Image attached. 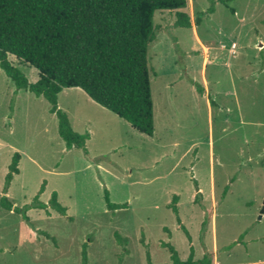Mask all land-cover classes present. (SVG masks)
<instances>
[{
	"label": "rangeland",
	"instance_id": "374dc122",
	"mask_svg": "<svg viewBox=\"0 0 264 264\" xmlns=\"http://www.w3.org/2000/svg\"><path fill=\"white\" fill-rule=\"evenodd\" d=\"M228 3L234 13L220 0H188L179 11L190 28L175 26L177 10L155 11L153 136L70 87L58 106L89 139L67 149L48 101L0 68V200L22 209L38 196L50 211L30 208L25 220L0 207V264H82L84 246L87 264H148L147 251L151 264H168L163 241L182 260L193 247L195 260L264 264V0ZM9 60L38 80L35 67ZM16 152L19 173L4 193ZM53 192L65 215L50 208ZM106 192L127 206L108 209ZM174 195L191 241L169 207Z\"/></svg>",
	"mask_w": 264,
	"mask_h": 264
},
{
	"label": "trees",
	"instance_id": "16d2710c",
	"mask_svg": "<svg viewBox=\"0 0 264 264\" xmlns=\"http://www.w3.org/2000/svg\"><path fill=\"white\" fill-rule=\"evenodd\" d=\"M220 2L232 13L228 0ZM188 0H0V68L14 82L18 90L24 89L44 97L50 112L58 118V132L67 149L85 150L89 133L73 130L66 112L57 103L58 94L65 88L78 87L100 106L127 121L140 133L153 136L155 131L153 102L148 65V47L156 39L153 16L157 10H177L175 26L190 28L192 20L179 10ZM212 11V9H211ZM199 23V17L195 20ZM24 60L38 70L39 77L29 82L25 74L14 66L9 56ZM200 90V89H199ZM21 155L16 152L5 178L4 193L19 173ZM45 189V183L39 193ZM106 194L110 210L124 208L127 203L115 204ZM174 195L169 207L177 215V222L191 241V235L181 223ZM197 201V195L196 199ZM52 210L66 214L56 192L49 202ZM0 207L22 213L29 220L30 208L45 209L47 205L36 196L22 209L13 208L7 197L0 200ZM43 235L55 241L46 232ZM117 242L125 248L128 239L115 232ZM142 243L144 241L142 240ZM161 246L170 253L168 264H212L205 256L194 259V249L182 260L169 242ZM148 264H151L147 251ZM82 264H87L86 246Z\"/></svg>",
	"mask_w": 264,
	"mask_h": 264
}]
</instances>
